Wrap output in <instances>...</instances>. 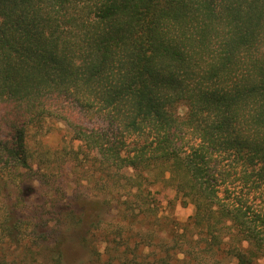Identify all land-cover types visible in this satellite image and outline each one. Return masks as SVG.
<instances>
[{
    "label": "trees",
    "instance_id": "trees-1",
    "mask_svg": "<svg viewBox=\"0 0 264 264\" xmlns=\"http://www.w3.org/2000/svg\"><path fill=\"white\" fill-rule=\"evenodd\" d=\"M48 122L116 188L81 238L96 264H264V0H0V194ZM0 203L19 264L27 226Z\"/></svg>",
    "mask_w": 264,
    "mask_h": 264
},
{
    "label": "rangeland",
    "instance_id": "rangeland-1",
    "mask_svg": "<svg viewBox=\"0 0 264 264\" xmlns=\"http://www.w3.org/2000/svg\"><path fill=\"white\" fill-rule=\"evenodd\" d=\"M46 129L30 145L31 170L21 171L14 182L1 186L0 202L10 207L11 221L22 220L27 226L20 235L13 232L14 243L6 255L19 264H56L53 257L59 252L62 261L58 264H96L88 248L81 244V238L89 225L100 219L111 224L107 208L108 203L112 205V192L116 193V188L112 182L108 185L100 180L99 166L93 157L80 142L70 138L63 125L48 122ZM158 189L156 199L161 216L184 222L192 215L193 207L182 205L174 191ZM58 225L62 231L59 245L54 240L46 244L42 235L56 230ZM30 236H35V240ZM20 241L30 246L29 253L24 255L19 246L15 247Z\"/></svg>",
    "mask_w": 264,
    "mask_h": 264
}]
</instances>
